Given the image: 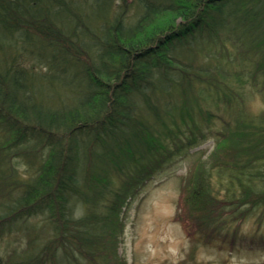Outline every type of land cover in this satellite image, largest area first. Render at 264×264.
Returning <instances> with one entry per match:
<instances>
[{
    "label": "trees",
    "instance_id": "1",
    "mask_svg": "<svg viewBox=\"0 0 264 264\" xmlns=\"http://www.w3.org/2000/svg\"><path fill=\"white\" fill-rule=\"evenodd\" d=\"M227 37L264 51V0H0V264H112L131 190L202 138L203 99L237 96ZM214 133L175 216L191 249L264 220V111Z\"/></svg>",
    "mask_w": 264,
    "mask_h": 264
},
{
    "label": "rangeland",
    "instance_id": "2",
    "mask_svg": "<svg viewBox=\"0 0 264 264\" xmlns=\"http://www.w3.org/2000/svg\"><path fill=\"white\" fill-rule=\"evenodd\" d=\"M239 40L225 38L221 51L227 61L220 59V64H225V71L231 74L238 72L242 78L230 79L238 92L237 96L229 104L212 98L203 99V106L207 110L196 113L202 138L197 144L182 147L180 154L154 167L150 176H142L131 190L132 194L127 197L120 214L123 228L112 264H264V220L258 218L257 212L245 213L229 223L228 228L236 229L233 238L230 231L227 234L218 233L210 242L197 238L194 239L196 246L193 249L192 235L175 218L182 182L189 168L200 159L206 163L208 157L222 159L221 152L224 153L226 147L241 152L237 148L242 144L241 133L230 131L224 142L221 141L223 146L220 143L223 147L221 151L219 147L216 149L220 135L214 133L215 130L229 129L237 118L246 115L258 119L264 111V51L253 49L246 53V41L242 44ZM259 48L264 50L263 45ZM227 52H230L231 60L227 58ZM212 61L217 62L215 59ZM206 113L208 119L204 121L201 115ZM224 122L230 124L226 126ZM15 164L21 171L26 169L22 162ZM211 179L218 187L220 178L215 171L211 172ZM190 217L194 220L192 213ZM38 219L30 221L33 223ZM9 234L0 241V251L3 250L5 239L14 238L13 232Z\"/></svg>",
    "mask_w": 264,
    "mask_h": 264
}]
</instances>
